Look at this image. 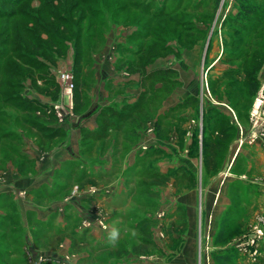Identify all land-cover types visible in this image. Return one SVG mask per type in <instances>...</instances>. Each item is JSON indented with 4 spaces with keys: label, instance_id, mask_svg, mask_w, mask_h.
<instances>
[{
    "label": "rangeland",
    "instance_id": "374dc122",
    "mask_svg": "<svg viewBox=\"0 0 264 264\" xmlns=\"http://www.w3.org/2000/svg\"><path fill=\"white\" fill-rule=\"evenodd\" d=\"M216 1L217 9L213 12ZM243 5H251L253 13L246 14ZM146 10L149 15H144ZM0 15L3 16L0 18V111H3L0 113V136L7 129L13 130L9 137L18 134L23 148L36 142L35 133L24 124L27 116H18L16 98L3 105L4 99L18 93L8 85L21 81L14 77L16 71H23L20 55L25 57L22 61H42L43 64L49 63L46 59L49 54L58 55L51 71L60 92L54 87L50 92L37 93L31 79L25 80L30 76V71H26L23 82L27 88L22 95L30 98L34 94L42 100L52 98L53 101L47 104L50 107L48 113H55L59 123L76 114L75 90L68 95L62 78L63 74H70L74 84V66H70L67 57L71 53L75 55L76 42L70 41L76 38V28L84 31L85 38L89 35L90 25L91 33L103 30L106 35L123 27L129 29L124 49L129 52L127 63H133L136 58L132 53L150 41L149 37L137 35L140 30L145 33L148 29L153 33L161 31L165 40L157 46L166 47L165 53L160 54L163 57L176 55L182 58L186 50L197 46L200 49L196 66L197 95L185 100L184 107L177 106L175 112L167 113L173 124L162 137L177 145L183 154L189 156L191 153L194 170L184 161L179 166L180 161L171 158L173 153L168 155L165 149L167 156L162 151L156 159H147L145 163L137 161L135 166H128L125 157L132 144L125 143L126 137L118 135L113 138L115 142L104 139L102 144L91 139L88 149L92 151L85 156L90 162L88 166H94L96 150L102 149L104 155L118 152L115 163L119 174L113 180L105 176L101 183L104 187L114 183L119 195L110 206L107 201L112 199L103 194V207L98 212L102 213L103 220L98 224L97 240H92L89 234L79 237L78 232L69 238L71 245L66 244V237L53 234L50 225L51 233L41 248L38 245L40 240H45L46 234H40L41 238L34 235L35 230L26 234L19 217V223L12 218L11 213L19 210L12 202L14 197L6 194L0 198V215L8 213L10 218L0 217V264H264V112L254 114L257 96L264 86V0H251L248 4L238 0H0ZM81 15L84 18L79 21ZM208 15L212 21L205 18ZM58 17L69 27V34L56 38L55 33L46 36L38 32L37 22L42 27L48 24L49 31L57 29ZM33 18L36 21L31 23ZM27 26L32 30H27ZM152 35L150 43L158 40L156 33ZM113 38L115 40L118 35ZM51 41L64 49H52ZM26 42L32 45L29 49ZM94 42H87L92 57L96 51L104 49V46L96 49ZM41 44L44 45L43 52H37L36 47ZM165 69L173 71L168 75L166 92L161 94L168 97L176 87L171 79L177 77L178 70L169 61ZM87 80L88 84L83 87L85 104L77 114L86 111L94 97V75L90 73ZM39 84L43 82L39 81ZM156 84L157 81L151 82L149 87ZM152 107L155 103H151L153 112L155 108ZM179 115H182L181 119ZM16 117L22 120L16 121ZM185 123L191 130L182 128ZM224 133L230 138L222 139L218 168L207 172L204 144L208 137L224 138ZM2 149L0 145V152ZM3 160L7 158L2 151L0 190H4L6 176L13 173L12 160L9 159L7 164ZM174 165L180 168L175 170ZM126 167L130 170L124 172ZM79 168L78 164L76 170ZM88 173L84 167L80 172L72 173L70 190L63 193L54 185L48 190L50 197L54 198V191L55 195L59 194L56 197L60 196L61 203L68 202L70 196L74 197V190L77 196L80 189L75 187L81 180L85 181ZM86 186L92 188L88 189L92 190L88 195H97L91 183ZM191 203L196 205L191 213L194 223H190L188 205ZM78 226L77 222L72 223V229ZM83 226L90 227L87 223ZM113 232L117 234L114 240L110 238ZM134 245L144 246L147 250L138 254L132 249ZM62 247L67 253L61 254L64 257L61 261L59 256L44 255L35 261L30 250L58 251ZM182 254L184 258H180ZM223 256H233L232 262L218 258Z\"/></svg>",
    "mask_w": 264,
    "mask_h": 264
},
{
    "label": "crops",
    "instance_id": "0c3cea01",
    "mask_svg": "<svg viewBox=\"0 0 264 264\" xmlns=\"http://www.w3.org/2000/svg\"><path fill=\"white\" fill-rule=\"evenodd\" d=\"M128 30L124 27L117 29L115 32L112 30L107 35V40L103 45L104 49L99 52L96 51L93 55L91 73L94 75V97L90 100L86 111L70 115L66 120L55 125L65 132V137L59 143L60 145L58 144L48 150H42L37 141L25 145L23 152L35 160V169L28 174H21L12 163L10 167L13 173L10 174V177L6 176L5 185L2 188L4 190H0V198L6 196V194L13 195H11V197H14L12 202H15L14 207L19 210H14L11 214L17 221V216L19 217L24 230H27L26 234H31L33 230H35L34 235L38 234V237H40V234H46V237L44 236L45 240H40L41 243L38 245L40 247L43 244L46 245L45 241L48 240L49 233H51L50 229L53 234L59 237L65 236V243L68 242L70 245L69 238L78 232L80 233L79 237L84 238L89 234L92 240H97L96 234L100 231L98 224L103 220L102 213H98L103 207V194L112 199L107 201L110 206L114 204L113 202L119 195L115 192L114 183L105 187L101 183L103 177L109 176L113 180L119 174L115 163L118 152H115L116 155L115 153L104 155L102 149L96 150L94 166H88L90 162L85 156L92 151L88 148L93 136H97L95 141L101 144L104 139H112V142H115L113 138L118 135L126 137L125 143L132 144L131 148L128 151L126 150L125 158L129 161L128 166L137 161L144 163L147 159H156L165 149L166 153L168 151V155L173 153L171 158L180 161L179 166H182L184 161L186 166L194 170L190 159L191 153L189 156L183 154L177 145L163 140L162 137L165 135L166 129H169L173 124L172 118L168 117L167 113L175 112L177 106L182 107L185 100L195 98L197 95L199 77L197 76L196 66L200 53L199 46L192 50H186L182 58H177L176 55L159 56L146 66L145 72L150 74L153 71L165 69L169 61L173 68L178 70L177 77L171 79L175 81L176 87L168 97L161 95L166 92L167 82L157 81L156 86L153 87L154 94L157 96L155 107H152L155 109L152 112L151 103L147 99L151 94L149 92L150 83H144L143 75L131 69L129 63H127L129 54L124 49L130 35ZM116 34L118 38L114 40L113 37ZM67 62L71 67L74 66V55L72 53L68 54ZM34 98L43 105L53 101L52 98L42 100L41 97L34 96V94L30 96V99ZM140 100L143 103L141 108L137 107ZM146 111L147 113H145ZM179 117L181 119L182 115H179ZM186 124L181 125L182 128L191 130L190 125ZM122 128L123 132H121ZM35 140H37L36 137ZM35 154L37 155L35 156ZM166 156H164V159H167ZM54 163L56 165L53 166ZM78 164L81 169L76 170ZM50 166H52V169ZM179 166L174 165V169H179ZM10 167L7 169L10 170ZM83 167L84 169L87 168L89 173L85 181L84 179L81 180L80 185L75 187L78 190L80 189L77 196L74 190V197L70 196L68 202L64 201V203H61L60 196L56 197L59 194L55 195L54 191L52 192L54 198L50 197L51 193L48 190L52 189L54 185H57L63 193L69 191L72 173L80 172ZM128 169L130 170V167H126L124 172L129 171ZM15 170L16 172H14ZM49 172L50 174H48ZM88 183L94 186L93 189L96 190L97 195H88L92 192V190H88L92 188L86 186ZM182 198L180 199L182 200ZM188 206L191 211L190 223H194L191 213L196 205L191 203ZM4 214L0 217H5L8 213ZM74 222L79 224L76 229H72V223ZM85 223L90 227H84ZM50 225L51 228L49 229ZM79 237L77 241L80 239ZM75 247L77 250L78 246ZM32 249H30L31 255L35 261L43 255L61 257L64 253H67L65 247L58 251L54 249ZM184 256L182 254L180 258H184ZM59 259L60 261L64 260V257ZM183 261L186 263V260L183 259Z\"/></svg>",
    "mask_w": 264,
    "mask_h": 264
},
{
    "label": "trees",
    "instance_id": "16d2710c",
    "mask_svg": "<svg viewBox=\"0 0 264 264\" xmlns=\"http://www.w3.org/2000/svg\"><path fill=\"white\" fill-rule=\"evenodd\" d=\"M240 2H242L243 4H248V2H250L251 0H238ZM217 3L218 1H216L213 9L211 11H215V9H217ZM17 4H13V6H15ZM251 5H243L242 7L244 8L245 13L249 14V13H253L254 8L250 7ZM212 8V7H211ZM196 10H199V8H197ZM148 10L144 11V15H149V11ZM14 13V12H13ZM12 13V14H13ZM3 16L0 15V18H2ZM211 16L208 15L207 20L212 21V18H210ZM84 18L83 15H81L78 19L79 21H81ZM256 18H258L256 16ZM58 22H59V27L53 31H49L50 28L48 27V24H45L44 27L41 26V24H39L38 22L36 23V28L39 29L38 32L42 35V34H46V36H50L52 34L55 33V37H63V35H67L69 34V27L63 22L61 17L57 18ZM32 21H36L34 18L31 19V23ZM126 22H128L126 20ZM80 24V23H79ZM207 25V24H206ZM27 30H32V28L30 27H26ZM62 29V30H61ZM88 36L85 38L84 37V31H82V29L76 28V38L74 39V41H70V39L68 41L75 43L74 44V48H75V55H74V67H73V74H74V90H75V106L76 108L74 109L75 113L77 114L81 108L84 107V100H85V96L83 93V87L86 86L88 84V80L87 77L88 75L91 73V64L93 63V58L92 55H90V47L87 45V42H91L95 41V48L98 49V47H102L106 41V32L101 30L100 32H92V25H90L88 27ZM105 32V33H104ZM156 33V37L158 38V40L155 42L153 41L152 43H150L153 35ZM151 32L149 29L146 30V33L142 30H140V32L137 35H141V37H149L150 41L148 42V44L142 45L141 48L137 49V50H133L134 52L132 53V55L136 58L134 59L133 63H129V66L131 67V69H134L135 71L140 72L143 75V81L144 83L148 84L151 82H156L158 81V79L162 78V80H166L164 82H167V78L169 77L168 75L173 74V71H168L167 69H161V70H157V71H153L152 73L148 74L145 72L146 66L151 63L155 58L154 55H158L160 56V54L165 53L166 47H158L157 44L158 43H162L165 40V36L161 33V31L156 32L154 31ZM195 33L197 34V31H195ZM200 34V33H198ZM136 35V34H135ZM162 36V37H161ZM148 38V39H149ZM180 38H182V36L180 35ZM104 44H103V42ZM71 44V43H70ZM26 48L29 49L32 45L29 42L25 43ZM58 45L56 43H54L53 41H51L50 43V47L52 49H57L60 50V48L63 50L64 47L62 48V46L57 47ZM43 48L44 45H38L36 47V51L37 52H43ZM156 51V52H155ZM60 52V51H59ZM129 54V52H128ZM64 55V54H63ZM57 54H49V57L46 58L48 60V64H43L42 61H34L33 63L30 61H22L23 58H25L23 55H20L19 60H20V67L23 68V71H16L14 73V77L15 78H20L21 81H17L15 83H13V85H8V87L12 90L18 93L15 94V97H9L7 99H4L3 101V105L5 106L6 104L10 103L12 99L16 98V102L17 104L15 105L16 109L20 112L18 114V116L20 117L21 114H25L27 116V118L24 121V124L26 126H29V128L32 130L33 134L36 137V141L38 143V146L42 149V150H48V149H52L54 148V146L56 144H58V142L60 140H63L65 137V132L62 130V128L60 127H56L55 125L58 124V118L55 115V113H48V110L50 109V107H48L47 105H43L41 104L37 99H30L27 96L22 95L26 88H27V84L23 82V78L25 77V73L26 71L29 72L30 71V76L27 77L25 80H27L28 78L31 79V85L33 86L34 89H36L39 92H50L52 91V89L55 87V89L58 91V93L60 92L59 89V84L56 81V77L55 75L52 73L51 66H54L56 64L57 61ZM137 68V69H136ZM36 73V74H35ZM35 74V75H34ZM225 79L222 78L220 79V82H222ZM39 81L43 82L42 85L39 84ZM161 81V80H160ZM56 91V93H57ZM150 97L147 98L148 101L150 103H155V98L157 95L154 94V90L153 88L149 89ZM2 94H4V92H2ZM58 95V94H57ZM56 95V96H57ZM154 100V101H153ZM143 105V103L140 102L138 103L137 107L141 108ZM138 108V109H139ZM0 113H3V111H0ZM136 113V111H135ZM30 116V117H29ZM34 116V117H32ZM17 119H15L16 121L18 120H22L18 117H16ZM24 120V119H23ZM15 121V122H16ZM2 129V127H0V130ZM10 133H13V130L11 129H7V131H5L4 133H2V135L0 136V145L3 147L2 151L5 153L7 160H3L4 164H7V162L10 160H12V163L17 167V169L19 170V172L21 174H28L30 172H32L35 169V160L32 159L30 156H28L26 153L23 152V146L24 143L21 140V138L18 139V134L17 135H13V137H9ZM223 136H225L224 138L218 137L215 139H212L211 137L207 139L206 144H204V154L206 155L205 157V166H206V171L207 172H213L214 170H216L218 168L219 165V156H220V151L223 147L222 144V139H227L230 138L229 135H227L226 133L223 134ZM97 137V136H96ZM96 137L93 136L92 139H97ZM15 138V139H14ZM17 138V139H16ZM8 141H12L11 144L10 143H5ZM2 151L0 152V154L2 153ZM153 157V156H152ZM146 162V161H145ZM144 162V163H145ZM3 219L8 220L10 217L9 215L2 217ZM12 218H14L12 216ZM15 220V219H14ZM15 223H18V221H14ZM18 227V225H17ZM19 228V227H18ZM223 236V235H222ZM222 241V238L219 240ZM145 248L144 246L138 247L137 245L133 246V250L134 252L140 254L143 251L145 252V250L147 249H143ZM148 248V247H147ZM219 259H222L226 262H232L233 260V256H223V257H218Z\"/></svg>",
    "mask_w": 264,
    "mask_h": 264
},
{
    "label": "built area",
    "instance_id": "2783aa9c",
    "mask_svg": "<svg viewBox=\"0 0 264 264\" xmlns=\"http://www.w3.org/2000/svg\"><path fill=\"white\" fill-rule=\"evenodd\" d=\"M62 78L64 80V83L66 85V90L68 95H72V92L74 90V84H73V77L70 74H63ZM263 113L264 112V86L261 87L259 94L256 99V104L254 107V114L255 113ZM260 116V115H259Z\"/></svg>",
    "mask_w": 264,
    "mask_h": 264
},
{
    "label": "clouds",
    "instance_id": "9594fccd",
    "mask_svg": "<svg viewBox=\"0 0 264 264\" xmlns=\"http://www.w3.org/2000/svg\"><path fill=\"white\" fill-rule=\"evenodd\" d=\"M116 235H117V234H116V232H113V233H111V236H110V238L114 240V239H115V237H116Z\"/></svg>",
    "mask_w": 264,
    "mask_h": 264
}]
</instances>
